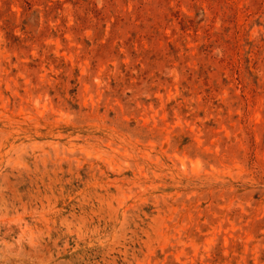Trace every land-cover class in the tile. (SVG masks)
I'll return each mask as SVG.
<instances>
[{
	"label": "rangeland",
	"instance_id": "rangeland-1",
	"mask_svg": "<svg viewBox=\"0 0 264 264\" xmlns=\"http://www.w3.org/2000/svg\"><path fill=\"white\" fill-rule=\"evenodd\" d=\"M0 264H264V0H0Z\"/></svg>",
	"mask_w": 264,
	"mask_h": 264
}]
</instances>
